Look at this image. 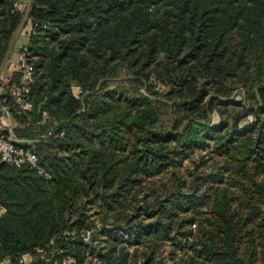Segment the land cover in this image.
<instances>
[{
	"label": "trees",
	"instance_id": "obj_1",
	"mask_svg": "<svg viewBox=\"0 0 264 264\" xmlns=\"http://www.w3.org/2000/svg\"><path fill=\"white\" fill-rule=\"evenodd\" d=\"M27 19L31 106L0 99L42 169L0 160V263L264 264V0H0V67Z\"/></svg>",
	"mask_w": 264,
	"mask_h": 264
},
{
	"label": "built area",
	"instance_id": "obj_2",
	"mask_svg": "<svg viewBox=\"0 0 264 264\" xmlns=\"http://www.w3.org/2000/svg\"><path fill=\"white\" fill-rule=\"evenodd\" d=\"M32 31V29L29 30V32ZM27 55V46L24 44L20 47L18 54V76L10 88L11 95L19 109H27L31 106L28 93L30 91V84L33 80L34 68L32 63L28 60ZM12 127L13 120L9 105L0 99V160L16 165L29 163L31 166L41 170L42 168L38 164L37 154L28 146L15 144ZM57 253H62V250L58 249ZM5 264L14 263L8 260ZM50 264H77V262L71 254H61L52 259Z\"/></svg>",
	"mask_w": 264,
	"mask_h": 264
},
{
	"label": "rangeland",
	"instance_id": "obj_3",
	"mask_svg": "<svg viewBox=\"0 0 264 264\" xmlns=\"http://www.w3.org/2000/svg\"><path fill=\"white\" fill-rule=\"evenodd\" d=\"M73 90L75 93H78L79 89L78 87L74 86ZM236 98H240L239 95L236 96ZM156 106L159 107V111H160V119L161 122L163 124V126H167L169 121H170V117L168 115V108L166 107V105L164 104V101H160L158 103H155ZM236 106L233 105H229L227 106L223 111H222V116L225 118L226 121H229L230 117H231V113H232V109L236 110ZM221 118V113L218 112H213L212 116H211V120L213 124H216ZM248 120H251L252 116L248 115L247 116ZM196 154V155H195ZM203 154V158H207V156L210 155L209 152H207L205 154V150L202 151V149H196L195 153H194V157L197 159V161L201 160L202 158L200 157ZM214 160V159H213ZM213 160H208L207 163L201 165V168H209V164H211L213 162ZM248 174H250V176L246 177V179H249V177H253L254 180H256L257 182H261L264 185V173H253V172H247ZM250 181V180H249ZM247 182H244V185H247ZM228 185V184H227ZM229 194H231L233 192V199H232V210H237V211H241L243 210V212H247L248 211V207L246 205H248L249 201V195L246 194L245 192H243L241 189H239L238 187V182L236 181V179L229 181ZM252 186V185H251ZM248 190V189H247ZM251 193L257 197V195L259 194V197L257 199L256 204H254L257 208H259V210H257V219L255 221V224H259L256 225V227L260 226V220L261 218H263L262 216H264V193L260 194L258 191L257 193H255L253 191V189H251ZM264 219H262L263 221ZM160 250H161V254L164 257L165 263L167 264H171V259L169 258L170 256V252L175 251V244H173L170 241H163L161 244Z\"/></svg>",
	"mask_w": 264,
	"mask_h": 264
},
{
	"label": "crops",
	"instance_id": "obj_4",
	"mask_svg": "<svg viewBox=\"0 0 264 264\" xmlns=\"http://www.w3.org/2000/svg\"><path fill=\"white\" fill-rule=\"evenodd\" d=\"M21 10H26L28 7V2L24 1L19 4ZM31 28L30 20L27 19L25 24L19 29L16 37L13 41L12 48L8 54V57L4 61L3 65L0 67V96L8 92L12 84L15 82L18 72H17V62L18 54L22 44L26 43L28 40L29 30ZM4 209H0L2 212ZM32 255L29 253L24 254L18 264H27L32 260ZM8 258L1 261L0 264H5L8 262Z\"/></svg>",
	"mask_w": 264,
	"mask_h": 264
}]
</instances>
